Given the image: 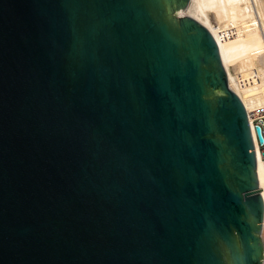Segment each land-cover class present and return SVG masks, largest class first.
<instances>
[{"label":"water","instance_id":"obj_1","mask_svg":"<svg viewBox=\"0 0 264 264\" xmlns=\"http://www.w3.org/2000/svg\"><path fill=\"white\" fill-rule=\"evenodd\" d=\"M254 147L196 0H0V264H264Z\"/></svg>","mask_w":264,"mask_h":264},{"label":"rangeland","instance_id":"obj_2","mask_svg":"<svg viewBox=\"0 0 264 264\" xmlns=\"http://www.w3.org/2000/svg\"><path fill=\"white\" fill-rule=\"evenodd\" d=\"M212 26L217 29L228 22L232 8L237 10L239 18H253L261 32L260 40L248 48L226 52L225 59L230 74L248 75L252 70H264V0H203ZM226 66V65H225ZM227 69V68H226ZM227 70V71H228ZM241 94L247 101L260 99L264 102V81L257 84H245L241 86ZM240 95V94H239ZM241 97V96H240ZM256 145V137L254 135ZM258 171L264 195V171L262 161L258 157Z\"/></svg>","mask_w":264,"mask_h":264},{"label":"bare ground","instance_id":"obj_3","mask_svg":"<svg viewBox=\"0 0 264 264\" xmlns=\"http://www.w3.org/2000/svg\"><path fill=\"white\" fill-rule=\"evenodd\" d=\"M196 5L203 16L204 20L208 24V27L215 37L219 50L220 55L222 58V62L225 66L226 71L228 70V66L225 59V53L235 51L237 49H245L253 45L254 43L258 42L260 38L262 37L261 32L258 31L257 25L254 24L253 18H239V14L237 13V10L232 8L231 10V16L227 23L220 25L217 29H215L209 19L208 12L206 9V6L204 4L203 0H196ZM225 62V63H224ZM228 78L230 79L232 85L234 86V89L236 93L241 96V100L243 101L245 107L247 110H253L256 108L264 107V102L260 99H253L247 101L245 98H243L241 94V85L238 84V78L239 77H246V75H238L234 77L230 74V71H227ZM250 77H252V80L249 79L250 84H257L261 81H264V70H252L248 74ZM248 84V83H247ZM254 134V133H253ZM256 135V134H254ZM255 144V142H254ZM258 160V159H257ZM257 175H258V181L259 186L261 189V194L264 200L262 185L260 181L259 171H258V161H257Z\"/></svg>","mask_w":264,"mask_h":264},{"label":"built area","instance_id":"obj_4","mask_svg":"<svg viewBox=\"0 0 264 264\" xmlns=\"http://www.w3.org/2000/svg\"><path fill=\"white\" fill-rule=\"evenodd\" d=\"M249 79L252 80V77L250 78H244V77H239L238 78V84H240L241 86H244L245 84H247L249 82ZM246 108V107H245ZM247 118H248V123L250 125V128L252 130V133L255 134V127L259 126L260 127V131H261V135L263 137V141L261 143L258 142L257 137H256V145L254 144V148H255V154H256V159H259L262 161L263 164V171H264V155L262 154V152L264 151V107L261 108H256L253 110H247ZM253 134V137H254Z\"/></svg>","mask_w":264,"mask_h":264}]
</instances>
